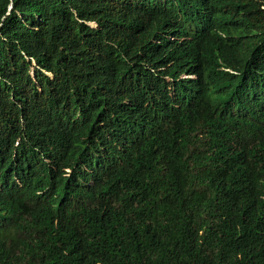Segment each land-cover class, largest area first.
<instances>
[{"label": "trees", "instance_id": "16d2710c", "mask_svg": "<svg viewBox=\"0 0 264 264\" xmlns=\"http://www.w3.org/2000/svg\"><path fill=\"white\" fill-rule=\"evenodd\" d=\"M0 264H264V0H0Z\"/></svg>", "mask_w": 264, "mask_h": 264}]
</instances>
